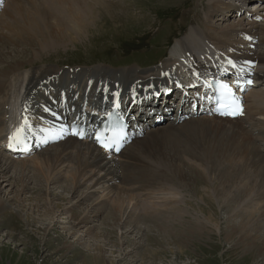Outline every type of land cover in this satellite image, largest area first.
<instances>
[{
  "label": "bare ground",
  "instance_id": "1",
  "mask_svg": "<svg viewBox=\"0 0 264 264\" xmlns=\"http://www.w3.org/2000/svg\"><path fill=\"white\" fill-rule=\"evenodd\" d=\"M1 1L0 178L5 184L0 183V192L6 186L11 188L6 190L8 193L13 187L17 189L11 196H0V218L9 216L6 210L9 208L12 216L15 215L25 225H36L45 235L44 242H47L48 232L54 223L34 217L31 219L26 210L39 215L54 213L53 199L58 197L59 192L52 195L53 190L49 185L58 183L60 193L63 195L67 192L61 198L69 208H75L95 194H100L93 204L84 208L78 222H69L71 226L91 221V216L96 218L104 209H109L108 215L115 226L121 228L125 223H130L126 233L140 237L141 230H156L169 234L175 240L187 233L191 237L184 235L186 242L205 238L211 233L217 235L218 221L215 215L219 208L224 209L226 214L221 238L227 242L234 239L236 246L255 250V258L264 259V149L259 146L264 142V51L257 49L264 44V21L259 23L242 18L236 24L216 31L213 18L237 5L234 0H209L204 19L200 17L199 30L188 32L173 41L165 61L158 65L160 73L156 76L136 72L137 69L132 67L112 71L104 66H94L86 70L65 71L37 65L36 62L45 50L50 51L52 47L67 42H77L91 34V30L101 29L96 25V20L97 16L108 10L105 1ZM110 2L107 0V4ZM252 5L250 11L254 13L251 15H258L259 10L264 11V4L261 9L257 3ZM53 25L62 33L42 39L44 30ZM70 33L77 36L73 38ZM234 35L239 38H234ZM35 40L38 41L39 50L34 47ZM218 62L230 69L234 66L241 83L245 77L253 80L254 87H245V118L242 121L241 118L230 120L213 115L209 104L195 115L178 113L168 119L166 108V114L154 118V111L160 112L167 107L162 106L167 99L162 103L159 100L148 101L143 107L134 105L130 108V124L135 135L117 155L95 146L87 137L80 140L71 137L68 134L70 121L59 123L71 110V113L76 112L90 123L99 114L94 112L95 108H101L102 101L113 97L114 93L120 94L127 104L134 99L133 96L145 98L151 92L165 89H170V95L176 97L179 84L185 87L188 79L193 82L196 75H202L205 70L224 73ZM154 78L156 82H153ZM188 103L189 114L194 106L200 107L203 102L196 97H185L184 105L179 107L180 112ZM183 121L182 126L178 125ZM18 131L19 142L13 139ZM142 131H147V134L146 138L140 139ZM195 137L200 140H195ZM30 144L31 152L39 150L32 157H29L31 152L27 155L12 152L14 148L22 149ZM125 149L128 152L124 153ZM123 153L125 158L122 157ZM10 169L11 173L7 174ZM142 171L151 174L155 171L160 176L147 181L140 178ZM126 175L129 179L123 180ZM62 179L65 184H60ZM30 180L38 193L44 192L42 205L36 203L40 197L31 199L35 201L34 204H18L25 199L21 194ZM17 181L21 182V187H16L14 183ZM87 181L91 182L90 186L77 193L80 185ZM215 182L222 187L217 184L210 194L207 190ZM195 183L204 187L208 185L207 190H203L205 196L196 195L203 205H189V199L187 205L203 213L204 218L193 215L189 210L183 211L182 207L176 205L163 209L152 206V202L159 198L175 202L178 199L174 192L175 184L187 188ZM14 198L18 201L11 203ZM213 199L217 201L216 206ZM141 203L142 207L137 211L136 207ZM203 206L210 209L206 210ZM40 207L44 208L43 212L37 211ZM57 207L66 209L64 204ZM172 209L177 211L170 214ZM160 212L166 213L163 221L155 217ZM123 214L127 216L125 219ZM237 217L242 225H251L245 228L236 225ZM140 221H144L146 226L140 227ZM83 261L84 264H104L101 257L90 253ZM252 264H258V261L253 260Z\"/></svg>",
  "mask_w": 264,
  "mask_h": 264
},
{
  "label": "rangeland",
  "instance_id": "2",
  "mask_svg": "<svg viewBox=\"0 0 264 264\" xmlns=\"http://www.w3.org/2000/svg\"><path fill=\"white\" fill-rule=\"evenodd\" d=\"M101 1H105L106 4L104 5L108 7L107 11L97 16L96 25L101 26V29L91 30V34H88L89 37L86 35L77 42H67L58 47H52L50 49L51 52L45 50L42 53V58L39 57L40 60H37V65L65 71L86 70L94 66H104L112 71L132 67L137 69L136 72L148 74V76H156L160 73L158 65L165 61L167 57L172 38L175 41L176 38H181L188 32L199 30V27H201L200 22L204 19L205 10L209 2V0H111L107 4V0ZM225 1L228 2L229 0ZM254 3H257L260 8L264 4V0H236V2L234 0V4L237 6L213 18V22L217 28L216 31H220L228 25L236 24V21L242 18L258 20L259 23H263V10H259L258 15H251V13H254L250 11ZM2 10L0 9V13ZM200 17H202V20ZM61 33L53 25L44 30L42 39H48L50 36H57ZM69 35L73 38L77 36L76 33H70ZM234 38H239V36L234 35ZM33 43L35 49L39 50L38 41L35 40ZM135 45H138V47L141 45V48L139 50L133 49ZM257 49L263 52L264 44L259 45ZM156 81L154 78L153 82ZM256 88L258 89V86ZM157 100L162 103V99L157 98ZM164 105L167 107L163 109L160 107L162 109L160 112L154 111L152 113L154 118L165 113L166 108L168 109L166 110L168 119L176 114L177 105L175 101L173 103L169 101L162 104V106ZM178 113L185 115L186 110L182 108L181 112L179 110ZM134 114L137 115L136 112ZM147 114L151 115L149 112ZM243 116L245 115L243 114ZM243 116L242 118H245ZM239 118L227 119L239 120ZM242 118L241 121L243 120ZM184 122L178 125L182 126ZM145 133L147 134V131L141 132L140 139L146 138ZM194 139L200 140L198 137ZM259 146L264 149V142H261ZM37 152L39 150L31 152L29 157H32ZM126 152L128 150L125 149L124 153ZM124 153L122 155L123 158L126 157H124ZM11 169L7 174L11 173ZM142 174L143 176L140 178L147 181L154 180L160 176L155 171L152 174L148 171H142ZM126 179H129V176L126 175L125 179L123 177V180ZM60 182V184H65L64 179ZM0 183L2 185L5 184L3 178H0ZM20 183V181H17L14 184L16 187H21ZM32 183L33 181L30 180L24 193L21 194L25 199L19 201V205L34 204L35 201L31 199L39 197V202L36 201V203L42 205L41 200L45 198L44 192L38 193ZM90 183V181L82 183L77 193L86 190L87 185L90 186ZM217 184L219 183H211L212 187L209 190H207L208 185L204 187L200 183L187 187L189 189L181 184L177 187L175 184L174 192L178 198L175 202L159 198L152 202V206L163 209V207L168 208L176 205L182 207L183 211L189 210L191 213L193 212V215L204 218L205 215L203 213L197 212L193 206L189 205H193L194 203L203 205L201 201L197 200L196 195L205 196L204 189L211 194ZM57 185L58 183L49 185V188L53 190L51 192L52 195L59 192L58 197L53 199L55 203L53 205L54 213L49 212V214L39 215L32 212L30 214L29 210H26L31 219L34 217L36 220L43 219L44 222L54 223L53 228L48 232L47 236L49 240L47 242H44L45 235L40 229H37L36 225H25L15 215L12 216L9 208L6 209L7 213H10L7 214L9 215L7 216L8 218H0V264H84V257L89 253L101 257L104 264H252L253 260L254 262L258 261V264H264V259L261 260V257L255 258V250L236 246L233 243L234 239L231 240L232 242H227L221 238L222 235L220 234L223 233L222 229L226 225L224 209L217 208V215H215L218 221L217 235H212L211 233L210 235H206L205 238L184 242L185 237H191L187 233H184L185 237L182 234L175 240L169 234L145 229L141 230L139 234L141 235L140 238L134 236L133 233H126V230L129 228V222L122 225L121 228L115 226L113 219L108 215L109 209H104L102 214L96 218H92L91 216V221L71 226L69 222H78L79 217L85 211L84 208L88 204H93L95 198L100 194H95L93 197L83 201V203L78 204L75 208H69L66 207L68 205H65V201L61 198V196H66L67 192H64L62 195L60 193L61 189H58ZM7 189L11 188L6 186L0 192V196H6V194L11 196L13 195L12 192L17 188L13 187L11 191L9 190L11 193H8ZM223 193L226 192L223 191ZM50 196L48 195V197ZM188 199L191 202L189 205H187ZM196 200L198 202H195ZM213 200L216 206L217 201ZM12 201L18 200L14 198L11 200V203ZM58 204H64L66 209H62V207L58 208ZM141 207L142 203L136 207L137 211ZM203 208L206 210L210 209L209 206H203ZM247 208L249 209L248 206ZM43 210L44 208L40 207L37 211L43 212ZM176 211L177 209H172L170 214ZM165 214L163 212L156 213L155 217L163 221ZM123 215L125 219L127 216L126 214ZM70 216L72 217L70 218ZM239 219V217L236 218V225L243 228L251 225L247 224L244 226L242 225V221L239 222ZM2 223L7 227H4ZM35 224L38 223L35 222ZM139 225L140 227H145L146 223L140 221ZM10 228H13V230ZM86 229H89V231H86ZM195 239H197L196 236ZM232 246L235 247L233 248Z\"/></svg>",
  "mask_w": 264,
  "mask_h": 264
},
{
  "label": "snow or ice",
  "instance_id": "3",
  "mask_svg": "<svg viewBox=\"0 0 264 264\" xmlns=\"http://www.w3.org/2000/svg\"><path fill=\"white\" fill-rule=\"evenodd\" d=\"M221 88H224L225 90H227V86L226 85H221ZM236 111L239 112L240 109H239V106L237 105L236 107ZM19 136H20V132L18 131L16 136L13 137L14 140H16L17 142H19ZM99 139V137H98ZM105 147H107V145H105Z\"/></svg>",
  "mask_w": 264,
  "mask_h": 264
},
{
  "label": "trees",
  "instance_id": "4",
  "mask_svg": "<svg viewBox=\"0 0 264 264\" xmlns=\"http://www.w3.org/2000/svg\"><path fill=\"white\" fill-rule=\"evenodd\" d=\"M139 48H141V45H139V47H138V45H135V47H133V49H138V50H139Z\"/></svg>",
  "mask_w": 264,
  "mask_h": 264
}]
</instances>
